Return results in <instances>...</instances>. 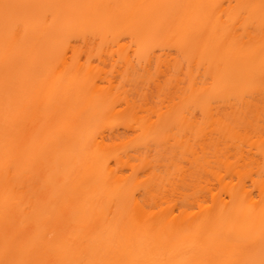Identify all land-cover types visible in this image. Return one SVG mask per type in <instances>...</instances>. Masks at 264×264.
I'll return each mask as SVG.
<instances>
[{
  "label": "bare ground",
  "instance_id": "bare-ground-1",
  "mask_svg": "<svg viewBox=\"0 0 264 264\" xmlns=\"http://www.w3.org/2000/svg\"><path fill=\"white\" fill-rule=\"evenodd\" d=\"M262 259L264 0H0V264Z\"/></svg>",
  "mask_w": 264,
  "mask_h": 264
},
{
  "label": "snow or ice",
  "instance_id": "snow-or-ice-1",
  "mask_svg": "<svg viewBox=\"0 0 264 264\" xmlns=\"http://www.w3.org/2000/svg\"><path fill=\"white\" fill-rule=\"evenodd\" d=\"M3 7H4L5 10H6V20H7V19L9 18V17H8V12H7V10H8V9H12V8H17V7H20V6H18V5H8V4H5ZM14 19H15V18H14ZM15 22L17 23V25L19 24V20H18V19H16ZM48 264H53V262H48ZM252 264H254V262H252ZM260 264H264V259H262V260L260 261Z\"/></svg>",
  "mask_w": 264,
  "mask_h": 264
}]
</instances>
